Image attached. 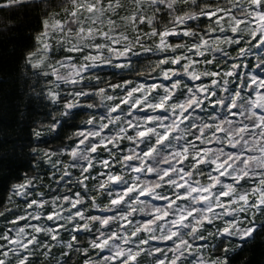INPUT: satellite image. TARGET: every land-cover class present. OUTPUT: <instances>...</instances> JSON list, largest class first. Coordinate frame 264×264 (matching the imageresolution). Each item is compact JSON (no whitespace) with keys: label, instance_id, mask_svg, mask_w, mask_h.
I'll return each instance as SVG.
<instances>
[{"label":"snow or ice","instance_id":"obj_1","mask_svg":"<svg viewBox=\"0 0 264 264\" xmlns=\"http://www.w3.org/2000/svg\"><path fill=\"white\" fill-rule=\"evenodd\" d=\"M259 49L264 0L45 10L21 56L73 133L37 128L26 163L0 156L15 204L0 203V264H230L226 241L264 236V57L242 60ZM146 51L149 80L94 71Z\"/></svg>","mask_w":264,"mask_h":264},{"label":"clouds","instance_id":"obj_2","mask_svg":"<svg viewBox=\"0 0 264 264\" xmlns=\"http://www.w3.org/2000/svg\"><path fill=\"white\" fill-rule=\"evenodd\" d=\"M13 4L12 9H16L15 20H8L7 25H15L7 31L0 30V55H11L14 59L12 71L4 69L5 82L11 84L15 91V102L11 112L4 110L3 118L0 120V156L7 160L14 156L18 162H27L28 153L31 147L28 145V138L34 129H41L44 138L55 144L59 137H69L73 130L61 123L65 118L61 112H53L46 105V97L41 93V84H37L38 77L33 70L26 66L21 53L24 50V43L29 34L36 28L38 18L43 17L45 10L56 12L61 8L62 0H23L24 7H16L21 0H8ZM46 5V7H45ZM156 55L154 51L142 52L139 56H133L131 62L123 68L105 65L94 71L104 76L106 79H128L149 80L153 78L156 65ZM258 57H264V49H259L256 53H247L242 57L244 61H252L258 65L261 61ZM254 70V69H253ZM264 72V69H261ZM55 121V123H53ZM71 121L69 120V123ZM0 176H3L10 186L4 192H0V200H3L5 209L14 207L12 199V183L9 169L0 168ZM210 245H214L211 251L215 252L217 247L222 248L220 238L216 241L208 240ZM228 246V255L232 257L230 264H264V236L254 237L244 244L240 240L234 243L225 242ZM239 258H236V257ZM44 259H47L45 256ZM77 257H70L66 264H76ZM37 264H43V260H38ZM223 264V261H218Z\"/></svg>","mask_w":264,"mask_h":264},{"label":"trees","instance_id":"obj_3","mask_svg":"<svg viewBox=\"0 0 264 264\" xmlns=\"http://www.w3.org/2000/svg\"><path fill=\"white\" fill-rule=\"evenodd\" d=\"M16 9L0 10V29L7 26L8 20H15ZM3 45H0L2 48ZM14 64V59L11 55H0V120L3 118L4 110L7 109L11 112L15 102V91L11 84L5 82L4 69L7 68L11 72L12 66ZM23 171V169H22ZM10 185L6 183L4 179H0V192H4ZM0 200V203H3Z\"/></svg>","mask_w":264,"mask_h":264}]
</instances>
